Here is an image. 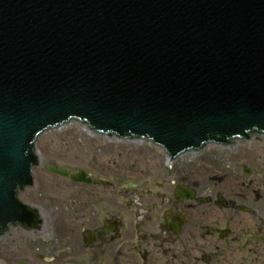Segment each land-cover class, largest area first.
Returning <instances> with one entry per match:
<instances>
[{"label": "water", "instance_id": "95a60500", "mask_svg": "<svg viewBox=\"0 0 264 264\" xmlns=\"http://www.w3.org/2000/svg\"><path fill=\"white\" fill-rule=\"evenodd\" d=\"M70 121L172 157L263 135L264 0H0V235L38 233L18 195Z\"/></svg>", "mask_w": 264, "mask_h": 264}, {"label": "flooded vegetation", "instance_id": "af4514ba", "mask_svg": "<svg viewBox=\"0 0 264 264\" xmlns=\"http://www.w3.org/2000/svg\"><path fill=\"white\" fill-rule=\"evenodd\" d=\"M250 139L174 157L157 148L161 173L125 169L110 185L84 171L69 175L90 189L89 209L55 219L52 264H264V162L239 150ZM109 160L110 174L120 172Z\"/></svg>", "mask_w": 264, "mask_h": 264}, {"label": "rangeland", "instance_id": "374dc122", "mask_svg": "<svg viewBox=\"0 0 264 264\" xmlns=\"http://www.w3.org/2000/svg\"><path fill=\"white\" fill-rule=\"evenodd\" d=\"M256 137L257 140L251 138L249 146L239 150L245 159L264 162V136ZM212 149L208 147L204 154L209 155ZM35 150L38 165L32 171L33 186L25 189L19 199L42 213V230L38 233L19 228L7 230L6 235L0 237V264L53 263L50 251L55 219L81 216L89 209L85 193L90 189L72 182L69 175L84 171L110 185L124 177L121 171L125 169L146 177L158 175L165 159L163 153L152 145L105 138L71 122L41 134ZM244 150H254L252 153L256 156L248 154L250 157ZM109 159L116 160L114 165L119 162L120 172L110 174L113 168L106 163Z\"/></svg>", "mask_w": 264, "mask_h": 264}, {"label": "bare ground", "instance_id": "6f19581e", "mask_svg": "<svg viewBox=\"0 0 264 264\" xmlns=\"http://www.w3.org/2000/svg\"><path fill=\"white\" fill-rule=\"evenodd\" d=\"M71 123H73V124H76V125H79V126H80V124H79L78 122L71 121ZM49 131H50V130H49Z\"/></svg>", "mask_w": 264, "mask_h": 264}]
</instances>
